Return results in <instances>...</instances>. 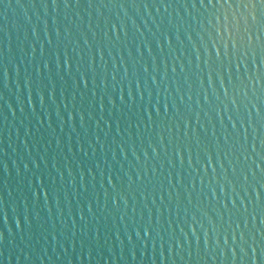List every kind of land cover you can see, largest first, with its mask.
<instances>
[{
	"label": "water",
	"instance_id": "obj_1",
	"mask_svg": "<svg viewBox=\"0 0 264 264\" xmlns=\"http://www.w3.org/2000/svg\"><path fill=\"white\" fill-rule=\"evenodd\" d=\"M240 10L0 0V264H264V5L204 32Z\"/></svg>",
	"mask_w": 264,
	"mask_h": 264
},
{
	"label": "snow or ice",
	"instance_id": "obj_2",
	"mask_svg": "<svg viewBox=\"0 0 264 264\" xmlns=\"http://www.w3.org/2000/svg\"><path fill=\"white\" fill-rule=\"evenodd\" d=\"M238 3L241 6V10L239 12L233 11L230 14L225 12L223 14V24H221V17H216V22L213 24L211 21L208 22L207 26L204 29L205 35L208 37V42L212 44L213 47H216L217 44H220L226 49L225 44V34L229 36V38L233 37L234 35L238 37L240 40H243L244 37H247V41L250 43L252 40L253 35L255 34L253 29L256 25V18L251 13L245 11L251 3L252 0H208V3L213 7L216 4H220L226 7H232L233 3ZM261 5H264V0H259ZM259 26L261 30H264V16H261L259 21ZM203 37L201 40L203 41ZM239 40L233 42V47H236V44ZM220 48H217V55L219 56ZM225 55L227 52L225 51ZM231 65H229L230 67ZM236 71L239 72V65L237 64ZM238 83L232 84V94L233 98L231 103L233 105L236 104L237 99L241 95L247 94V84L244 83L242 77H238ZM231 83V81H230ZM225 97L228 96V89H224ZM236 244L241 248V250H245V246L248 245L247 241L243 239V235L239 242L233 237ZM227 240V237H226ZM253 251L255 249L253 248ZM236 252V248H233V253Z\"/></svg>",
	"mask_w": 264,
	"mask_h": 264
}]
</instances>
